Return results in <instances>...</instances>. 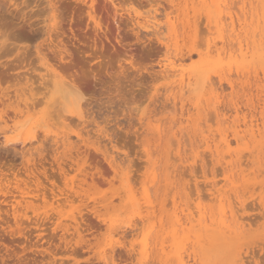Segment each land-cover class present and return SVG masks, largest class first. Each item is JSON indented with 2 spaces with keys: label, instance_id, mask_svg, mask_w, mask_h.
Wrapping results in <instances>:
<instances>
[{
  "label": "rangeland",
  "instance_id": "1",
  "mask_svg": "<svg viewBox=\"0 0 264 264\" xmlns=\"http://www.w3.org/2000/svg\"><path fill=\"white\" fill-rule=\"evenodd\" d=\"M0 36L39 102L0 112V264H264V0H0Z\"/></svg>",
  "mask_w": 264,
  "mask_h": 264
},
{
  "label": "bare ground",
  "instance_id": "2",
  "mask_svg": "<svg viewBox=\"0 0 264 264\" xmlns=\"http://www.w3.org/2000/svg\"><path fill=\"white\" fill-rule=\"evenodd\" d=\"M93 1V0H92ZM51 3V2H50ZM50 6V5H49ZM52 6V5H51ZM91 7V6H90ZM89 7V8H90ZM51 8V7H50ZM91 9H93V6H92V8ZM219 9V8H218ZM53 10V9H52ZM51 10V11H52ZM93 10H95V9H93ZM222 13V12H221ZM230 15V14H229ZM50 17L48 18L49 19V22H50V25L48 26L49 28H51V26L53 25L52 23H53V21H54V17L55 16H52V15H49ZM221 17V16H220ZM90 18H92V21L94 22V24L96 25V26H99V23L97 22V20H96V18H95V16L94 15H92V16H90ZM218 19V18H217ZM230 19H231V21H232V18L230 17ZM223 19H218V21L216 22L215 21V28H217L218 26H220V23H221V21H222ZM234 20V19H233ZM239 21H241L240 19H239ZM212 22V21H211ZM222 24V23H221ZM242 25V24H241ZM221 27V26H220ZM5 35H3V37H4ZM222 36V35H221ZM3 37H1L0 36V38H3ZM5 37H8V36H5ZM238 37V36H237ZM9 38V37H8ZM8 38H4V39H6L8 42H10L9 40H8ZM49 38H50V36H49ZM3 39V40H4ZM6 40H4V41H0V54L4 51V53H5V51H7L8 49H10V48H12V47H10L9 48V46H7L9 43H7V41ZM11 40V43H12V39H10ZM239 40V39H238ZM51 41L52 40H50L49 41V44L51 43ZM238 45V47H237V49H238V52H239V55L244 59L245 57H246V55H247V51L248 50H250L249 48V46L246 44L245 45V47L242 45V42H240V41H238V43H237ZM10 45V44H9ZM11 45H13V44H11ZM50 47V46H49ZM48 47V48H49ZM53 47H54V45H53ZM52 47V44H51V49L53 48ZM13 48H15V46L13 47ZM12 48V49H13ZM49 48V49H50ZM59 48V46L57 47V49ZM49 50L50 52H54V49H56V45H55V47H54V49H52V50ZM56 49V50H57ZM55 50V51H56ZM60 50H62V48H60ZM60 50H58V51H60ZM63 50H65V49H63ZM61 51V53L63 54H67V52L65 53L64 51ZM2 51V52H1ZM9 51V50H8ZM49 52V53H50ZM6 53H8V52H6ZM37 53V52H36ZM54 53H56V52H54ZM60 52H57L56 53V55H55V57L57 56V57H59V58H56L57 60H59L60 62H64V59H63V56H64V54L62 55V54H59ZM208 53H209V51H208ZM26 54V53H25ZM57 54H59V55H57ZM54 54H52V53H50V56H52V58L54 57L53 56ZM68 55V54H67ZM39 56H41L40 55V53H39ZM38 56V57H39ZM66 56V55H65ZM20 57V56H19ZM45 57H47L46 55H45ZM44 56H43V58H41L40 59V62L41 61H44L45 59L47 60V58H45ZM66 57H68V56H66ZM25 58V57H24ZM51 57H50V59H52ZM21 59V58H20ZM19 59V60H20ZM26 59V58H25ZM49 59V58H48ZM63 59V60H62ZM67 59H69V58H67ZM15 60H16V58H15ZM21 60H23V58L21 59ZM27 60V59H26ZM29 60V59H28ZM45 60V61H46ZM17 62V61H16ZM22 62V61H21ZM20 62V63H21ZM55 62V61H54ZM18 63V62H17ZM19 63V64H20ZM44 64V63H43ZM31 64H29V66H30ZM16 66V65H15ZM50 66V65H49ZM64 67V65L62 66V68ZM66 67V66H65ZM1 68H3V67H1ZM54 68V67H53ZM46 69V68H45ZM49 69V68H48ZM59 69V68H58ZM64 69V68H63ZM56 70V69H55ZM55 70H50V72H48L47 70V72L51 75V76H49V77H53V79H58V77L59 76H57L56 75V73H55ZM64 71H66V70H64ZM176 71V70H175ZM35 71H33V73H34ZM2 74H5V73H3L2 72ZM30 74H32V71L30 72ZM7 75L8 74H6L5 76H6V78H7ZM10 75V74H9ZM179 75V81H180V83L181 84H185V86H184V88L186 87V81H187V89L189 88L188 86H190L191 84V81H190V77L189 76H186L185 77V75L182 73V71L178 74ZM5 76H3V78L5 77ZM11 76V78H15V80L13 79V82L14 83H16V81H17V84H13V86H16V85H20L19 84V80L21 81L22 79H18V75H17V78H16V76H13V75H10ZM1 78V77H0ZM27 78V77H26ZM7 79H9V76H8V78ZM25 79V78H24ZM52 78H50V80H51ZM27 81H26V83H25V85L26 86H31L32 85V83H30V84H28L29 83V78H27L26 79ZM61 80H62V78H61ZM57 81V80H56ZM63 81V80H62ZM62 81H60L59 83L57 82V87L55 86V90H57L56 88H60L59 90L60 91H62V92H64V93H66V95H71V94H73V95H77V96H79V92H78V90L76 89V87H73L72 86V84H70V83H64V82H62ZM72 82H73V80H71ZM189 81H190V83H189ZM48 82H51V81H48ZM69 82H70V80H69ZM206 83V82H205ZM21 84H23V83H21ZM45 84H46V82H45ZM49 84H51V83H49ZM24 85V84H23ZM47 85H48V83H47ZM49 86V85H48ZM11 87V86H10ZM21 87V86H20ZM53 87V86H52ZM18 88V87H17ZM17 88L16 89H14V91H13V94H14V98H15V100L14 101H11V97H10V95H9V89H3V88H1L0 87V105L2 106V109H0V112H4L5 110H8V111H11L14 115H15V117H16V115H19V114H21L22 113V111H21V109H20V104H19V102L18 101H21V103H22V105L24 106V109H25V112H28L29 111V109H32L33 107H35V105L37 106V104H36V101L37 100H35V101H33L32 99L31 100H28V99H25L24 98V100H21V97L18 95V90H17ZM22 88V87H21ZM20 88V89H21ZM183 88V87H182ZM196 88V87H195ZM28 89H32V87L31 88H28ZM197 89V88H196ZM13 90V89H12ZM47 90V89H46ZM58 90V91H59ZM31 91V90H30ZM192 91V90H191ZM11 93H12V91H11ZM23 94V93H22ZM65 95V94H64ZM22 96V95H21ZM19 97H20V99H19ZM66 97V96H65ZM80 100V99H79ZM37 103H39L38 101H37ZM9 113V112H8ZM24 113V112H23ZM10 114V113H9ZM9 114H7V115H9ZM2 114H0V119H2L1 116ZM4 118V117H3ZM9 118V117H8ZM7 118V119H8ZM158 133V132H157ZM160 133V132H159ZM254 131L253 130H251V135H254ZM235 134V133H234ZM77 137H79L80 135L79 134H77L76 135ZM235 137H236V135H235ZM253 137V136H252ZM239 139L241 140V138H240V136H239ZM66 146V145H65ZM70 146V145H69ZM72 146V145H71ZM72 150H75L76 149V147H72L71 148ZM76 150H78L79 151V148L78 149H76ZM77 151V152H78ZM91 151V150H90ZM37 152V151H36ZM73 152V151H72ZM76 152V151H75ZM77 152L75 153V154H77ZM81 151H79L78 153H80ZM40 152H38L37 154H39ZM74 153V152H73ZM42 154V153H41ZM74 154V155H75ZM81 154L82 153H80L79 155L81 156ZM86 154V153H85ZM31 155V154H30ZM72 155V154H71ZM97 155V154H96ZM39 156H41L40 154H39ZM69 156V155H68ZM88 156V155H87ZM42 157H43V155H42ZM64 157V156H63ZM62 157V158H63ZM66 157V156H65ZM75 157V156H74ZM91 157H92V155H91ZM90 157V158H91ZM67 158V160H69L70 159V161H71V156H69V157H66ZM75 158H77V161L75 162V164H76V167L77 168H75L76 169V172H77V174H79L80 176L83 174L84 175V177L86 176H89L90 174H91V176L93 175L90 171V174L89 175H86L85 173V171H88V170H93V169H91V167H89V166H87L88 167V170H85L86 169V164L88 165L89 163L88 162H86V160H83V159H81V158H83V157H80L79 158V156H77L76 155V157ZM90 158H89V160H90ZM92 159V158H91ZM57 160V159H56ZM58 160H59V158H58ZM63 160H65L64 158H63ZM74 160V158L72 159V161ZM96 162V161H95ZM62 164V163H61ZM60 164V165H61ZM97 164V163H96ZM99 164V163H98ZM59 165V164H58ZM94 165V164H93ZM97 166V165H96ZM100 167H101V165H100ZM98 168V167H97ZM64 169V168H63ZM71 169V168H70ZM74 170V169H73ZM45 171V170H44ZM63 170L62 169H60V172H62ZM75 171V170H74ZM98 171H100V169L98 170ZM98 171H96V169H95V172H97V176H99V179L102 177V172L100 173V172H98ZM89 172H87V174L89 173ZM43 174V173H42ZM65 174V173H64ZM76 174V175H77ZM102 174V175H101ZM44 175H45V172H44ZM47 175V174H46ZM59 175H61V174H59ZM75 175V176H76ZM101 175V176H100ZM91 176L89 177V178H91ZM48 177V176H47ZM78 178H79V176H78ZM95 177H94V175H93V177L91 178V179H94ZM103 178V177H102ZM47 179V178H46ZM66 179V178H65ZM76 179H77V176H76ZM98 179V178H97ZM104 179V178H103ZM96 180V179H95ZM102 180V179H101ZM100 180V181H101ZM74 178H72L70 181H69V183L71 184V186H69V183H67L68 181L66 180L65 181V183H64V185L66 186V188H68V190H73V188H72V185L74 184ZM78 181V180H77ZM80 181V180H79ZM84 180H82V182H83ZM93 181V180H92ZM96 181H98V180H96ZM21 182H23V181H21ZM76 182V181H75ZM95 182V181H94ZM102 182V181H101ZM104 182V181H103ZM98 183H100V182H98ZM26 184V183H25ZM24 184V185H25ZM28 184H29V182H28ZM40 184V183H39ZM96 184H97V182H96ZM21 185H23V184H15V186H18V187H20ZM52 185L53 186H55V183H52ZM22 187V186H21ZM45 188V187H44ZM57 188V187H56ZM56 188H54V189H56ZM27 190H29V191H21V194L23 195V196H28L29 194H30V188H29V186L26 188ZM43 189V188H42ZM42 189H39V190H42ZM53 190V189H52ZM51 190V191H52ZM45 191V190H44ZM49 191V190H48ZM8 192V191H7ZM36 192H40V191H36ZM63 192L64 191H61V190H58V192L57 193H59V194H63ZM33 193H35V191L33 192ZM55 192L53 191V194H54ZM254 193V192H253ZM251 194L250 195V197H253L254 196V194ZM8 194V193H7ZM46 193H44L43 195H45ZM52 194V193H51ZM56 194V193H55ZM54 194V195H55ZM240 194V193H239ZM4 195V194H3ZM21 196V195H20ZM62 196V195H61ZM15 197V196H14ZM44 197V196H43ZM46 197V196H45ZM54 197V196H53ZM17 198V197H16ZM20 199V198H19ZM44 199H46V198H44ZM240 199V198H239ZM247 199V198H246ZM54 200V199H53ZM60 200V199H59ZM242 200V199H241ZM257 200H258V202H259V206L261 207V208H264V198L262 197V193L260 192L259 194H258V197H257ZM20 201H22V200H20ZM57 201V200H56ZM253 201V200H252ZM254 201H255V199H254ZM26 202V201H25ZM21 203V202H20ZM29 203V202H28ZM19 204V203H18ZM255 205V204H254ZM20 206V205H19ZM244 206V205H243ZM230 207H231V205H230ZM229 207V208H230ZM256 207V206H255ZM27 208V207H26ZM235 208V207H234ZM233 209V208H232ZM232 209L230 208V217H231V222L233 221V223H234V231H231V227H233V226H229L230 224H227V222H225V220H226V218H225V212H224V210H222L221 211V214L223 215V218H221L220 217V220L217 222V229L219 228L220 229V232H218V234L220 233V234H222V235H224V234H226V232L228 231V232H233V234L235 235V237H239V235L242 233V231H243V227L242 226H240V225H238L237 223H236V221H235V219H234V213H233V211H232ZM256 209H258V208H255V210ZM242 210H244V209H242ZM15 211V210H14ZM235 211V210H234ZM239 211V210H238ZM260 211V210H259ZM263 212V211H262ZM235 214H237V213H235ZM83 217V216H82ZM237 217V216H236ZM258 217H260V215L258 216ZM254 219H255V216H254ZM254 219H252L253 221H254ZM258 219V218H257ZM77 220V219H76ZM179 221H180V219H179ZM250 221V220H249ZM239 222H241V221H239ZM256 222V221H255ZM254 222V223H255ZM249 223V222H248ZM251 223V222H250ZM69 225V224H68ZM214 225V224H213ZM244 225V224H243ZM179 226V225H178ZM176 229V228H175ZM233 229V228H232ZM225 230H227V231H225ZM240 230V231H239ZM216 231V230H215ZM78 232V231H77ZM208 232V231H207ZM217 232V231H216ZM210 233V232H209ZM222 235H219V236H221L223 239H224V237L225 236H222ZM227 238V237H226ZM225 238V239H226ZM233 238V237H232ZM229 239H230V237H229ZM240 247V246H239ZM162 248V247H161ZM104 259V258H103ZM247 260V259H246ZM245 260V261H246ZM240 261V260H239ZM236 262V261H235ZM257 263V262H256ZM161 264V263H160ZM235 264V263H234ZM247 264V263H246ZM250 264V263H249Z\"/></svg>",
  "mask_w": 264,
  "mask_h": 264
}]
</instances>
